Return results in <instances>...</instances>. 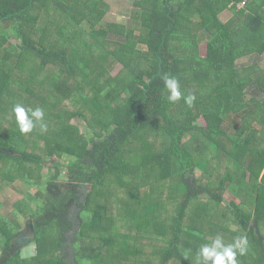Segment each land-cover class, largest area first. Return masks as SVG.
Wrapping results in <instances>:
<instances>
[{
    "label": "trees",
    "instance_id": "trees-1",
    "mask_svg": "<svg viewBox=\"0 0 264 264\" xmlns=\"http://www.w3.org/2000/svg\"><path fill=\"white\" fill-rule=\"evenodd\" d=\"M88 1L0 0V162H9L0 180L37 188L34 209L22 210L29 212L34 255L22 259L16 235L0 223V264H196L202 245L217 236L231 244L241 235L248 251L237 256L239 264H264V68L238 65L241 57L264 54V0H153L146 28L141 9L125 23H103L109 6ZM227 9L233 15L224 22ZM12 36L16 42L8 43ZM203 40L207 59L219 66L214 75H192L170 51L178 48L170 42L191 49ZM165 74L180 83L175 103L167 99ZM191 79L196 89H189ZM188 95L196 97L192 107L184 102ZM16 104L42 108L47 131L37 124L21 134ZM75 117L83 131L71 122ZM199 117L205 124L196 123ZM134 141L140 161L126 159L135 151L124 145ZM67 156L72 162L61 182L42 181L44 166L62 167ZM130 165L139 172L136 182L126 179ZM246 167L248 177L241 174ZM111 172L127 187L121 196L127 199L117 195L111 205L116 216L105 203L113 196L106 185ZM172 178L183 196L164 223L159 215L175 197L153 191L141 198L140 188L171 187ZM225 188L243 199L221 212L213 207L226 201ZM156 231L167 241L145 249L139 235L157 240Z\"/></svg>",
    "mask_w": 264,
    "mask_h": 264
},
{
    "label": "rangeland",
    "instance_id": "rangeland-1",
    "mask_svg": "<svg viewBox=\"0 0 264 264\" xmlns=\"http://www.w3.org/2000/svg\"><path fill=\"white\" fill-rule=\"evenodd\" d=\"M92 1V3L94 4H98L99 0H90ZM138 2H135V0H119V2L117 3V7L116 9H119L120 7H123L122 9L118 10L116 13L114 11H111L113 9H111L110 7H108L105 11V14H103V19L102 22L103 23H107L110 20H113L115 22H117L119 20V18L122 17V15H124L123 10L130 11L131 14L134 12V10L136 9H141L143 11V15H142V22L145 21V24H143V27L146 28L148 23H149V18L153 9V0H136ZM101 2L103 3L104 1L101 0ZM101 3H99L100 5ZM239 7H243L244 6V2H240L238 3ZM115 9V8H114ZM131 14H129L131 16ZM233 13L227 9L226 13H223L220 15V18L226 22L228 19H230L232 17ZM120 16V17H119ZM247 16V20H250V16ZM111 23V22H110ZM121 23V22H119ZM137 34H140V32H137ZM15 39L14 37H10L9 38V42L8 43H15ZM172 45L174 47H178L181 50L177 49H170V51L172 52L173 55H175L176 57H183L184 58V63L183 66L190 69L192 71V75L194 73H198V72H203V71H208L210 74L214 75L216 73H218V65L216 62L210 61L207 59L206 57V53H207V43L206 40H203L202 42H200L197 46L194 45L192 46L191 49H189L188 46H185L184 48H182L180 45L177 44H173V42H170V47H172ZM251 55L246 56V58H249L248 60L245 59V61H240L242 63H251ZM262 58L264 59V55H262ZM243 59V60H244ZM263 61V60H262ZM240 63V62H239ZM260 67H264L260 64V62H255L253 65H258ZM241 64V63H240ZM259 66H257V68H260ZM252 67V66H250ZM253 68V67H252ZM122 69V66H118L115 68V70L113 71V75L118 74ZM255 69V68H253ZM189 77H191V75H189ZM195 82L193 81V79L190 80L189 83V89H196L195 88ZM250 88V92H255L256 91V87L255 86H249ZM72 123L76 124L79 126V128L81 129V131L84 130V124L81 121V119L79 117H75L71 120ZM196 123L198 125L201 124H205V121L202 117H199L196 119ZM235 123L238 124L239 123V119L236 118ZM230 127V122L226 123V128H228V126ZM256 127H258V124H255ZM191 138L190 135H186L185 139H189ZM160 142L163 141L162 138L161 140H159ZM158 138L156 139V142L159 144ZM133 142V141H132ZM139 142L138 141H134V143H127L124 145V147L128 150L131 151H135L129 154V152H126V159L129 160H134V161H140L141 160V156L138 155V152H142L140 151V147L138 146ZM250 160V157L248 156L244 162V165H248V161ZM72 162V156H67L65 159H61L60 163L63 165L62 167L60 166H50V165H45L43 170H42V181H44L45 183L49 180H53V181H57V182H61L60 178H59V174H61L62 172H65L64 174H66V171L69 170L70 164ZM9 162L4 160L2 162H0V172H1V168L3 165L8 164ZM130 168H132V166H129ZM180 166L178 165V162L174 161L173 162V173L176 174L177 171L179 170ZM202 168L200 167L199 169L196 168L195 169V173L197 176H201L202 175ZM128 171V175L126 176V179H128L129 181L132 182H136L134 180V178H136V180L138 179L139 176V172L134 170L132 168V170H127ZM219 171L221 173H223V170ZM264 172V169L261 170V173ZM251 173L253 172H249L247 171V167L245 168V170H243L241 172L242 175L245 174V177H248L251 175ZM219 175V174H218ZM118 173L115 172H111L108 174L107 176V181H106V185L110 184L111 186V194H113V196H109L108 199L106 200V205L108 207L112 208V213L115 214L116 216V208H115V204H116V199L118 202V197L120 198V201L122 202L123 199H127L125 197H121L122 195H126L125 190L127 189V187H123L122 183L120 182V180H118ZM136 176V177H135ZM218 177V176H217ZM174 178V177H173ZM172 178V179H173ZM176 179H173V184L170 186H166L163 187L161 183H158L156 186H152L153 188H156V190H153L151 185H147V186H143L142 188H140V193H141V198L145 197V196H149L150 194H154V196L160 197L161 199H165L168 198L170 196L175 197V199L171 198V206H168L167 208H164V210L160 213V217L158 218V221H163L164 223H168L169 220L167 219L168 216H170V214L172 215L171 211H173V209L175 210V208L172 206L173 204L177 203L178 201L181 200L183 194L182 192H176L174 190V187L177 188V186H175V181ZM219 180V177L217 178V181ZM169 182V180H168ZM204 184V182H203ZM160 186V187H159ZM215 186H217V184L215 183ZM86 189V190H85ZM83 191L85 194H87V192L90 191L91 186L87 185ZM27 190V192H25ZM36 192H37V188L36 187H30L28 185L26 186H22L21 185V181H14V182H10L9 184H5L3 181L0 180V223L3 224L4 226L8 227L9 230L14 233L16 235V237L14 238L13 241H15L17 243L16 250L20 252V257H22V259H26L29 260L30 259V253H32V250L35 248V246L30 242H31V234L30 233V222H29V218L26 215L27 212H22V210H26L25 207H28L27 209H34V205L32 204V197L34 198L36 196ZM120 193V194H119ZM81 194H83L81 192ZM118 195V197H116ZM223 195L226 199V201H222L219 203H215L216 199L213 200H209V204L210 206L213 207V205H215L213 208L214 209H219L221 210V212H224V210L226 209V203L230 202V201H234L237 204H239L240 200L233 195L230 191H228V188H225V190H223ZM204 197V196H203ZM200 198L203 199L202 201L200 200V202H205L208 201L207 198ZM31 198V199H30ZM123 203V202H122ZM195 204V201H192L188 207V212H192V210L194 209L193 205ZM111 205H115V206H111ZM72 215H74L75 213H77V208H74L71 210ZM25 214V215H24ZM72 220L74 221L75 225L79 224L80 222V218H78L77 216L72 217ZM153 229V228H152ZM158 233V239L154 240L151 238V233L150 234H145V233H141V235H139V240L141 243L144 244L145 249H153L154 248H149L147 246L148 243H153L154 246H156V244H160L162 245L164 241H167L166 235L163 233H160L158 231H156ZM94 241H96V239L92 238ZM90 241H93L91 239H89ZM31 245V246H29ZM68 249L70 250V253L72 252L71 246H67ZM158 246H156L157 249ZM2 249L0 246V255H2ZM143 257H145V254L143 255ZM138 264H145V262H139ZM168 264H174V261H170Z\"/></svg>",
    "mask_w": 264,
    "mask_h": 264
},
{
    "label": "clouds",
    "instance_id": "clouds-1",
    "mask_svg": "<svg viewBox=\"0 0 264 264\" xmlns=\"http://www.w3.org/2000/svg\"><path fill=\"white\" fill-rule=\"evenodd\" d=\"M165 88L168 91V101L175 103L182 98L180 83L177 78L165 74L162 77ZM184 102L192 107L196 99L194 95L183 97ZM12 112L21 134L31 133L37 124L41 132L47 131V124L44 122V111L42 108H25L21 104L13 106ZM264 177V172L261 173ZM248 251V239L246 236H238L233 243L225 244L220 236H217L211 243L202 245L196 254V264H239L237 256H244ZM34 255V253H30Z\"/></svg>",
    "mask_w": 264,
    "mask_h": 264
},
{
    "label": "crops",
    "instance_id": "crops-1",
    "mask_svg": "<svg viewBox=\"0 0 264 264\" xmlns=\"http://www.w3.org/2000/svg\"><path fill=\"white\" fill-rule=\"evenodd\" d=\"M102 1H104L111 9H113V10H111V11H114L115 13L118 11V10H120V9H122L123 7H120L119 9H116V7H117V3L119 2V0H102ZM91 5H93V6H95V7H97L98 5H99V3H101L102 4V2H101V0H99V3L96 5V4H94V3H92V1H88ZM136 2H138V1H136L135 0V2H133V3H135L136 4ZM100 4V5H101ZM115 8V9H114ZM227 12V10H225V11H223V13H226ZM123 13H124V15H122V17L121 18H119V20L117 21V22H115V21H113V20H110V21H108L109 23L111 22H114V23H119V22H121V23H125V22H127V20H128V18L130 17V15L129 14H131V12L130 11H127V9L126 10H123ZM223 13H221V14H223ZM120 17V16H119ZM143 24H145V21L143 22ZM262 55H264V54H262ZM262 55H258V54H253V55H251L250 56V58H251V63L250 64H248V63H242L241 61H245V59H249V58H246V56L245 57H241L240 59H241V61H240V59L238 60V65H240L241 67H245V66H252L253 68H255L254 70L256 71V70H260V69H263L264 67H260L259 66V63H258V65H253L255 62H260V64H263V62H264V59L262 58ZM245 58V59H244ZM244 59V60H243ZM263 60V61H262ZM241 64H240V63ZM257 66H259L260 68H257ZM262 66H264V65H262ZM238 199L241 201V199H243V196H240V197H238ZM255 201V200H254ZM254 203V202H253Z\"/></svg>",
    "mask_w": 264,
    "mask_h": 264
},
{
    "label": "water",
    "instance_id": "water-1",
    "mask_svg": "<svg viewBox=\"0 0 264 264\" xmlns=\"http://www.w3.org/2000/svg\"><path fill=\"white\" fill-rule=\"evenodd\" d=\"M30 228L32 229V225H30ZM33 230V229H32Z\"/></svg>",
    "mask_w": 264,
    "mask_h": 264
}]
</instances>
